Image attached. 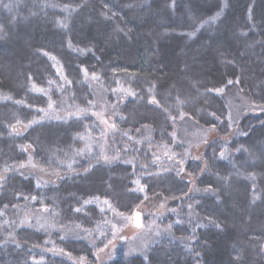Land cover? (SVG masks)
Listing matches in <instances>:
<instances>
[{
    "label": "trees",
    "instance_id": "trees-1",
    "mask_svg": "<svg viewBox=\"0 0 264 264\" xmlns=\"http://www.w3.org/2000/svg\"><path fill=\"white\" fill-rule=\"evenodd\" d=\"M98 95L115 128L89 151ZM0 177V264H264V0H2ZM148 202L166 211L145 215L156 235L131 252L118 235Z\"/></svg>",
    "mask_w": 264,
    "mask_h": 264
},
{
    "label": "rangeland",
    "instance_id": "rangeland-1",
    "mask_svg": "<svg viewBox=\"0 0 264 264\" xmlns=\"http://www.w3.org/2000/svg\"><path fill=\"white\" fill-rule=\"evenodd\" d=\"M88 79L91 80L92 82L96 81V79H92L91 73H88ZM117 89L118 90H116V95H115L117 99H118V95L121 93L123 94V96L128 95L126 91H122L120 88H117ZM245 97L247 98L246 93L241 91L240 89H235L232 93H230V96L228 97V100H229L228 102L230 106V117H231V120L234 126L236 125L243 111L246 110L245 108L247 107V103L245 102V99H244ZM104 100H105L104 96L98 95L97 97L96 96L94 97L93 101H91L90 110L96 116V120H97L98 127H99V133L95 138L91 139V136H90L89 140H87L88 145L86 146H90L91 148V150L89 151L93 150V145L95 143H97V146H96L97 148H99L98 147L99 144H104V137L108 134L110 130L113 129L110 127V125H114L112 121L114 120L116 116L115 109L117 106L114 107V104H113L114 102L109 103L108 105L107 104L105 105ZM109 108L112 111H109ZM113 108H114V111H113ZM252 108L253 107H249L248 109L250 110ZM60 113L65 114L68 112L66 108H62L60 110ZM105 121H107V123H105ZM188 122L189 121L187 119L182 120L178 126V132L176 133V137L180 141H182L185 145L186 143L191 142L192 133L195 131V127H193L192 130L190 131V125H188ZM199 130L200 131L205 130L206 132H208V129L206 128L202 129L199 127ZM188 137H190L189 140L187 139ZM85 150H87V147H85ZM185 152L187 154L191 153L189 146L185 148ZM155 156H156V162L158 164L171 165L175 161V157L177 156V154L170 147L168 148L162 147L160 149L155 150ZM99 204L102 205V207H104L105 209L106 208L110 209L108 207V204H105L104 202H100ZM151 204H154V206H151ZM146 207L147 208L146 210H144V212L139 213V226L128 224V225H125V227L121 229V233L118 236L120 237L122 241L119 242L118 245L120 244V246L125 247L127 250H130V251L132 249H136L137 250L136 252H142L152 242L156 234L154 230L150 231L146 227L143 228L146 222L145 215L151 211H153V213L151 212L152 215L159 214L158 211L165 212L167 205H160L155 202H148V205ZM114 219H115L114 217H110L109 218L110 223L115 224ZM121 220H122V215H117L116 225H121ZM134 221L137 224L136 214L134 216ZM159 233L160 231L158 232V234ZM124 241H126L127 243H125Z\"/></svg>",
    "mask_w": 264,
    "mask_h": 264
},
{
    "label": "snow or ice",
    "instance_id": "snow-or-ice-1",
    "mask_svg": "<svg viewBox=\"0 0 264 264\" xmlns=\"http://www.w3.org/2000/svg\"><path fill=\"white\" fill-rule=\"evenodd\" d=\"M0 3H2V0H0ZM4 7H10V6H9V5H4ZM225 7H227V3H226V2H225ZM221 14H222V13H217L216 16H214V17H212V18H210V19L214 21V20L218 19L219 16H220ZM59 23H60L63 27H65V28L67 27V24H65L64 21H60ZM204 23H208V21H205ZM69 47H71V45H69ZM81 51H83V50H81ZM52 59H55V58L53 57ZM84 74H85V78L87 79V78H88V73H87V70H86V69L84 70ZM92 79H98V77L96 76L95 73L92 74ZM54 83H55L54 81H49V84H54ZM69 83H70V81H69ZM228 83L231 84L232 81H228ZM237 83H238V81H237ZM57 87H59V85H58ZM32 89H33L34 91H36V92H41V93H43L45 96L48 95V91H47L46 89L38 88L35 84L32 85ZM128 91L130 92V90H128ZM149 91H151V89H149ZM216 91H218V92H222L223 89H217ZM130 94H131V95H135V93H131V92H130ZM2 98L5 99V100H7V99H11L10 96H3ZM49 101H50V103H49V108H51V107H52V104H51V97H50V96H49ZM151 102H152V103H156V104H158V101H156L154 97H153V100H152ZM17 103H22V102L17 101ZM38 111H45V109H38ZM76 115L79 116L80 113L78 112V113H76ZM181 118H183V114H181ZM230 118H231V117H229V119H230ZM173 119H174V118H173ZM38 122H39V121H35V120H34V121H31V122H29V125H26L25 127H30L31 124L38 123ZM17 123H20V121H17ZM105 123H107V121H105ZM9 127L12 128V131H13V132H17V129L15 128V126L10 125ZM110 127H111V128H115V125H110ZM17 134H19V133H17ZM242 134H246V133H242ZM125 135H127V133H125ZM172 135L175 136V133H172ZM86 147L88 148V150H91L90 146H86ZM83 151H84V150L82 149L81 152H83ZM165 154H167V153H165ZM220 156H221V158H225V153H224V152H221V153H220ZM116 158H117V157H113L112 159H116ZM29 159L31 160V157H30ZM103 159H104L106 162H110V158H109L108 156H104ZM194 159H197V158H194ZM126 162H127V163H131V161H126ZM35 166H36V165H33V167H35ZM69 167H71L70 164H69ZM182 170H183V169H181V171H182ZM4 171H8V168L6 167V168L4 169ZM177 174H179V172H178ZM2 179H3V177H0V180H2ZM135 184L138 186V189H137V190H139V191H143V185L140 184V180H139V179H137V180L135 181ZM37 186H39V185H37ZM197 190H199V189H197ZM204 191H211V189H210V188H208V189H204ZM32 199H35V197H33ZM91 202H92V201H85L84 203H85V204H88V203H91ZM104 203H105V204H108V206L111 207V205L109 204L108 201H105ZM189 207L191 208L192 206L189 205ZM76 211H81V209H76ZM120 215H123V214H120ZM127 219H132V218H131V217H128ZM136 221H137V225L139 226V213H136ZM24 223H28L27 219L21 221V224H24ZM177 223H179V221H177ZM215 226H216L217 228L220 227L219 224H216ZM41 227H44V225H41ZM169 228H171V225H169ZM109 243H111V242H109ZM61 251H62V250H61ZM136 251H137L136 249H132V250H131V252H136Z\"/></svg>",
    "mask_w": 264,
    "mask_h": 264
}]
</instances>
